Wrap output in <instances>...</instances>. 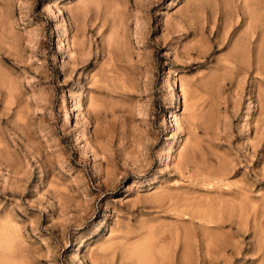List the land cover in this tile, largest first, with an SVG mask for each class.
<instances>
[{
  "label": "rangeland",
  "instance_id": "374dc122",
  "mask_svg": "<svg viewBox=\"0 0 264 264\" xmlns=\"http://www.w3.org/2000/svg\"><path fill=\"white\" fill-rule=\"evenodd\" d=\"M0 264H264V0H0Z\"/></svg>",
  "mask_w": 264,
  "mask_h": 264
},
{
  "label": "bare ground",
  "instance_id": "6f19581e",
  "mask_svg": "<svg viewBox=\"0 0 264 264\" xmlns=\"http://www.w3.org/2000/svg\"><path fill=\"white\" fill-rule=\"evenodd\" d=\"M216 210V209H215ZM203 216H204V214H203ZM202 218V217H201ZM208 246V245H207Z\"/></svg>",
  "mask_w": 264,
  "mask_h": 264
}]
</instances>
